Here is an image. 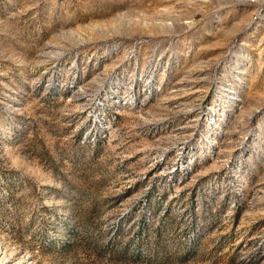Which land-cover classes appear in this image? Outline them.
<instances>
[{
    "label": "rangeland",
    "instance_id": "1",
    "mask_svg": "<svg viewBox=\"0 0 264 264\" xmlns=\"http://www.w3.org/2000/svg\"><path fill=\"white\" fill-rule=\"evenodd\" d=\"M0 264H264V0H0Z\"/></svg>",
    "mask_w": 264,
    "mask_h": 264
}]
</instances>
